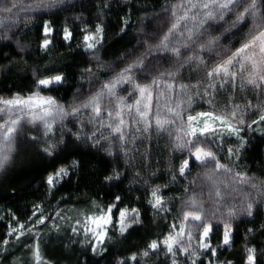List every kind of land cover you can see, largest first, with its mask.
<instances>
[{"label":"snow or ice","instance_id":"6c2138e0","mask_svg":"<svg viewBox=\"0 0 264 264\" xmlns=\"http://www.w3.org/2000/svg\"><path fill=\"white\" fill-rule=\"evenodd\" d=\"M125 2L130 14L120 18L121 39L128 35L131 14L136 11L131 0ZM70 7L75 4L68 0H0V39L11 40L9 33L21 18L42 19ZM111 7L108 0H98V22L89 29L82 21L75 49L74 32L67 23L57 32L44 20L39 51L50 54L54 48L66 46L70 52L88 54L95 61L83 69L89 90L85 95L81 86L67 104L44 94L66 81L61 70L45 64L42 70L32 69L34 85L27 95L13 92L0 97V176L33 158L51 164L69 146L83 145L102 150L108 157L119 152L124 173L116 167L103 177L104 184L112 187L137 161L151 168L148 145L153 133L157 137L166 133L169 179L163 185H148L146 202L151 223L164 218L167 231L118 258L116 264H154L153 257L158 264H235L220 259L222 249L233 247L235 222L247 217L251 223L264 210V179L241 167L251 143L245 133L264 138V0H163L159 12L139 17L136 44L121 55L119 63L106 64L99 51L106 33L104 10ZM57 36L62 42L59 45ZM16 44L17 55L25 60L28 46L19 40ZM97 71L111 75L100 80ZM93 84L98 87L93 89ZM197 101L207 108L197 110ZM73 122L74 130L67 126ZM81 164L74 158L46 170V193L54 195L72 173L80 171ZM169 185H178L180 194H162ZM68 199L61 197L56 202L54 215L45 214L42 203H34L26 222L9 212L7 231L0 238V256L7 257L9 248L27 237L23 246L29 264H50L41 250L45 235L41 225L49 232L64 234L72 245L78 244L93 257L103 256L109 245L123 244L130 230L148 227L140 208L126 204L120 194L107 205L93 198L90 209L61 208ZM175 201H179L178 207ZM173 211L176 215L169 224ZM257 231L264 235V221L247 229L239 264H260L264 258V247L258 255L257 248L248 243ZM214 236L218 240L215 246Z\"/></svg>","mask_w":264,"mask_h":264},{"label":"trees","instance_id":"16d2710c","mask_svg":"<svg viewBox=\"0 0 264 264\" xmlns=\"http://www.w3.org/2000/svg\"><path fill=\"white\" fill-rule=\"evenodd\" d=\"M68 2L75 4V7L67 8L55 15H44L42 19L21 18L9 33L11 40L0 39V97L7 98L13 92L27 95L34 85L32 69L42 70L45 64L61 70L66 81L51 92L44 90V94L53 95L65 104L71 102L73 95L77 94V89L81 86L85 90V95L87 94L89 90L88 74L83 69L89 67L90 64H95L88 54H83L82 50L70 52L66 46L56 47L53 49V53L44 54L39 51L38 47L40 29L45 19L52 24L57 32L62 31L66 23L69 25L74 32L72 42L74 49L77 39L81 38L82 21L87 22L89 29H94L98 22L96 18L98 0H68ZM108 2L112 7L110 10H104L103 23L106 33L99 55L104 63L115 64L119 63V58L128 48L136 44V29L140 26L139 17L145 14L151 15L154 11L159 12V5L163 3V0H131L136 11L131 14V23L127 29L128 35L124 39H121L118 33L120 18L130 14L127 10V3L125 0H108ZM145 9L147 12L144 11ZM77 16H80L79 20L75 19ZM146 30L150 31L151 29ZM2 31L0 29V32ZM17 40L28 46L29 50L25 60H20L17 55ZM55 40L58 45L62 43L59 36ZM116 70L118 71V69ZM110 75L111 72H96V76L100 80ZM188 75L187 72L184 73L186 82ZM95 87H98V84L92 85L93 89ZM120 94L127 96V92L123 90ZM131 102L132 100L129 98V103ZM253 102L255 103V99ZM194 107L197 110H203L207 108V105H202L201 101H197ZM67 126L74 130L75 122ZM57 128V136H59V126ZM67 135L71 139L70 133ZM245 135L251 139V143L241 158V167L247 169L249 175L264 179V175H261L264 172V138L254 132L245 133ZM167 142L166 133L159 137L153 133L151 143L148 145L151 151V168H144L143 162L137 161L135 166L129 168L127 173L122 176L121 181L113 182L112 187L104 184L103 177L116 167H119L120 171L124 173L125 164L118 151L116 156L108 157L102 150H92L83 145L79 148L69 146L68 150L59 155L51 164L33 158L30 163L26 161L23 167L18 166L12 169L7 175L0 176V238H3L7 231L10 221L9 212L15 214L21 222H26L33 210L34 203H42L45 214L54 215L53 206L61 197H70L66 203L59 205L61 208L72 206L78 209H90L91 199L94 198L98 203L107 205L114 195L120 194L126 204L140 208L148 222V227L130 230L127 240L123 244L115 247L109 245V250L103 256L93 257L90 251L85 254L78 244L72 245L64 234L57 235L55 232H49L45 225L40 226L42 232L45 233L41 238V250L50 264H95L97 261L98 264H116L118 258L126 257L142 247L148 239L155 238L167 231L164 218L159 219L155 224L151 223V214L146 202L148 185H163L169 179ZM175 155L179 157L180 154L176 153ZM74 158L82 161L80 171L72 173L70 179L64 181L62 186H58L54 195H48L45 190L46 185L43 183L46 170H51L53 166L64 161L70 162ZM175 162L178 163V159ZM136 172L140 173L139 177L136 176ZM144 180H148V184H145ZM178 187V185H169L162 189V194L168 197L179 195ZM175 203L178 207L179 201H175ZM175 215L176 212L173 211L168 217L167 223L170 224L172 216ZM249 219L241 217L235 222L233 247L230 250H221V260L231 259L235 264H239L245 244L244 235L248 228L258 226L261 221H264V210L251 223L248 222ZM26 240L29 238H22L21 244L10 247L7 257L0 256V264H14L17 259L21 261V264H29V254L23 246V241ZM216 243L218 240L214 236L213 245L215 246ZM248 243L257 248L259 255L260 249L264 247V235L257 231L249 237ZM163 259L161 256L160 261ZM153 261L154 264H158L155 257H153ZM260 264H264V258L260 259Z\"/></svg>","mask_w":264,"mask_h":264}]
</instances>
